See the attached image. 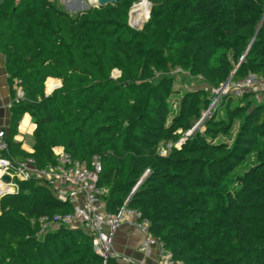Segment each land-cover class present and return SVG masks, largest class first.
<instances>
[{"label":"trees","instance_id":"obj_1","mask_svg":"<svg viewBox=\"0 0 264 264\" xmlns=\"http://www.w3.org/2000/svg\"><path fill=\"white\" fill-rule=\"evenodd\" d=\"M135 1L72 14L57 0H3L0 51L11 88L25 93L17 101L13 92L11 150L38 167L57 162L58 146L89 164L100 155L107 211L130 198L185 264H264V101L225 95L223 110L193 131L213 97L186 92L173 109L172 80H151L171 66L216 88L232 76L264 77V0H150L141 30L129 25ZM53 77L64 85L48 94L60 85ZM27 113L37 126L32 153L13 141ZM250 155L253 164L235 175ZM0 206V264H122L96 252L82 228L41 237L40 217L74 207L37 177Z\"/></svg>","mask_w":264,"mask_h":264},{"label":"built area","instance_id":"obj_2","mask_svg":"<svg viewBox=\"0 0 264 264\" xmlns=\"http://www.w3.org/2000/svg\"><path fill=\"white\" fill-rule=\"evenodd\" d=\"M246 93H252L256 98L264 101V77L254 72L240 79L230 77L217 89L216 97L201 121L213 113L216 104L225 95L231 94L240 98ZM24 96L23 89L17 88L16 100L19 101ZM8 138V130L0 124V181L13 186L11 192L0 194V199L6 194L16 193L19 190L20 181L37 177L58 198L69 200L73 204L72 212L40 217L41 233L45 232L50 225H55L57 228L60 225L82 228L92 236L95 251L107 259L110 255H116L113 251L116 232L123 222H128L143 234L139 249L147 256L156 250L163 264H185L175 259L163 242L150 233L149 220L142 218L138 209L129 206L130 198H127L117 214L107 211L109 189L99 184L103 170L100 155H94L89 164L86 160L74 158L63 146H58L54 148L57 162L46 167H38L32 156L24 159L17 158L11 150ZM4 175L10 176L8 183L3 181ZM138 186L139 184L134 189ZM121 259L129 264L134 263V259L128 256L120 257Z\"/></svg>","mask_w":264,"mask_h":264},{"label":"crops","instance_id":"obj_3","mask_svg":"<svg viewBox=\"0 0 264 264\" xmlns=\"http://www.w3.org/2000/svg\"><path fill=\"white\" fill-rule=\"evenodd\" d=\"M88 3L91 4V0H68V3L66 4H64L62 0H57V4H60L59 7L68 10L72 14L80 12L84 5L89 8ZM80 5H82V7ZM15 88L16 86L11 88V85L9 84V74L6 67V57L0 51V124L8 130L9 134L12 117L11 106ZM36 127L37 126L33 122L31 114L27 113L23 117L18 130L13 137V141L20 143L21 149L25 152H34L35 141L32 145H29L28 143H26V135L27 133H31L34 135ZM142 237L143 234L135 226L131 225L128 222H123L119 226L115 235L113 243L114 254L119 257L128 256L133 258V264H163L160 260L159 253L156 250H154L150 256H147L139 249ZM121 261L122 264H129L122 259Z\"/></svg>","mask_w":264,"mask_h":264},{"label":"rangeland","instance_id":"obj_4","mask_svg":"<svg viewBox=\"0 0 264 264\" xmlns=\"http://www.w3.org/2000/svg\"><path fill=\"white\" fill-rule=\"evenodd\" d=\"M64 2V4L68 3V0H62ZM140 0H136L132 7H131V10L134 8V5L135 3H138ZM149 3H150V12L148 15H150L151 17V13L154 9V6H153V3L149 0ZM58 6L60 4H57ZM89 6H91V4L88 3ZM82 7V5H80ZM85 10V8L81 9V11ZM147 17L145 18L144 20V25L147 23V21L150 19V17ZM149 18V19H148ZM148 19V20H147ZM131 20V17L129 15V22ZM147 20V21H146ZM130 25V24H129ZM133 29L135 30H141L144 28V26L142 28H136L135 26H132L130 25ZM164 55L167 56L168 55V51L165 50L164 52ZM171 70L168 71V72H165V71H158L156 73V78L155 79H151L154 83L155 82H159L163 79H167L169 78L170 80H172L173 82V88H174V92L170 95L169 97V101H170V104L171 106L173 107V109H176L178 108L179 106V102H180V99L181 97L186 93V92H195V91H205V94H208L209 96L213 97V101L216 97V91L218 88L216 87H212L210 86L202 77H199V76H196L194 74H191L190 72H186V71H181L180 69L178 68H173L172 66L170 67ZM123 75V72L120 68H115L113 70V73H112V76L114 78H119ZM53 79H58L59 81L61 80L62 81V84H61V81H60V85L55 87V88H51V86L49 85V91L47 89V86H46V92L47 93H52L54 92L56 89L62 87L64 85L63 83V80L60 79V78H57V77H53ZM49 84V83H48ZM15 93L17 95V89L15 88ZM204 94V95H205ZM257 102L261 101L260 99L256 98ZM223 110L222 109V105L220 103H217L216 104V107H215V110ZM206 112V111H205ZM202 119V118H201ZM201 119H199L196 123H195V126L193 128V131L198 129V128H202L201 126ZM201 122V123H200ZM193 131H190L189 134H191ZM224 140H230L228 137H222ZM35 141V138H34V135L31 134V133H27L26 135V143H28L29 145H32ZM255 160V155H250L247 160L245 161V163L240 166L236 171H235V175L236 174H239L241 172H243L245 169L249 168L253 162ZM3 183V182H2ZM6 186L8 185H4V188L6 189ZM3 190L5 192H8L6 190ZM10 194H13V193H10ZM8 195V194H6ZM5 195V196H6ZM0 202H1V199H0ZM2 212L1 210V206H0V213ZM57 230V227L55 225H50L47 230L43 233H41V237L43 238L44 234L46 233H53V232H56ZM0 243H2V240L0 239Z\"/></svg>","mask_w":264,"mask_h":264},{"label":"bare ground","instance_id":"obj_5","mask_svg":"<svg viewBox=\"0 0 264 264\" xmlns=\"http://www.w3.org/2000/svg\"><path fill=\"white\" fill-rule=\"evenodd\" d=\"M149 5V0H140L138 3H135L134 8L132 9L133 13L131 15V24L136 28L141 27L145 23L144 20L150 12ZM4 185L7 184H4L0 181V194H3L5 192L3 191ZM5 190L11 192L13 190V186L8 185L6 186Z\"/></svg>","mask_w":264,"mask_h":264},{"label":"water","instance_id":"obj_6","mask_svg":"<svg viewBox=\"0 0 264 264\" xmlns=\"http://www.w3.org/2000/svg\"><path fill=\"white\" fill-rule=\"evenodd\" d=\"M120 0H91V6H96V7H101V6H106V5H108V4H115V3H117V2H119ZM3 3V0H0V5ZM83 8H85V9H87L88 7L86 6V5H84L83 6ZM82 8V9H83ZM132 13H133V10H130V13H129V15H130V17H131V15H132ZM149 17H150V15H149ZM149 19V18H148ZM147 19V20H148ZM146 20V21H147ZM131 21V20H130ZM129 24L130 25H132L131 24V22H129ZM133 26V25H132ZM144 26V24L141 26V27H137V28H142ZM233 77V76H232ZM51 93V92H50ZM50 93H48V94H50ZM3 181L5 182V183H8L9 181H10V176L9 175H4L3 176Z\"/></svg>","mask_w":264,"mask_h":264}]
</instances>
